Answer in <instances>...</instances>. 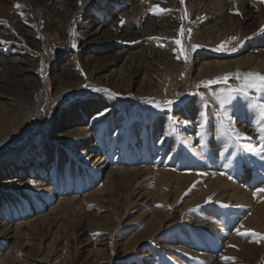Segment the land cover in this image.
Wrapping results in <instances>:
<instances>
[{
  "label": "rangeland",
  "instance_id": "obj_1",
  "mask_svg": "<svg viewBox=\"0 0 264 264\" xmlns=\"http://www.w3.org/2000/svg\"><path fill=\"white\" fill-rule=\"evenodd\" d=\"M262 28L261 0H0V264H264V120L214 99L264 75Z\"/></svg>",
  "mask_w": 264,
  "mask_h": 264
},
{
  "label": "snow or ice",
  "instance_id": "obj_2",
  "mask_svg": "<svg viewBox=\"0 0 264 264\" xmlns=\"http://www.w3.org/2000/svg\"><path fill=\"white\" fill-rule=\"evenodd\" d=\"M261 2H264V0H261ZM181 3H183V0H181ZM16 7H19L17 5ZM152 11L158 12V11H164L162 9L153 8ZM238 14V13H237ZM183 31V30H181ZM261 31H264V28L261 29ZM154 39V38H150ZM175 43L177 45H180V41L176 40ZM196 46H193V49H195ZM215 51H223L224 46L221 45L218 48L214 49ZM180 53L184 55L185 61H187L188 57L186 54H184V49H180ZM179 58V57H178ZM247 80L243 87L241 88H232L228 89L226 92L216 94L214 96V99L218 103L221 110L225 108L226 105H232L234 101H236L238 98L242 99L246 102V106L250 108L256 116L259 117L260 120H264V100H261L259 97L250 96L249 91L252 92H258L261 88H264V75L259 73H248L247 74ZM227 76L223 77V79L226 81ZM219 82V80L209 81V83H216ZM93 91L97 92H107V89H92ZM115 95V94H113ZM145 103H150L153 105V107L159 108L160 105L154 101L148 100L145 101ZM173 103V101H166L165 105L170 106ZM222 127H224L223 122H221ZM201 129L204 128V124L201 123L200 125ZM227 131L232 136L233 139L236 141H240L241 139H246L247 137L243 136L240 132H238L235 128H228ZM262 132H264V128L261 129ZM261 140L264 141V136L261 137ZM231 179V177H229ZM257 192H264V189L258 188ZM159 206V205H158ZM222 207H227V205H221ZM242 227V226H241ZM236 234L238 236H245V235H251L253 237L258 236L259 234L255 232H247V231H241L239 228L236 230ZM259 239L264 240V236H259ZM259 242V241H257ZM222 260H228L232 258L228 257H221Z\"/></svg>",
  "mask_w": 264,
  "mask_h": 264
},
{
  "label": "bare ground",
  "instance_id": "obj_3",
  "mask_svg": "<svg viewBox=\"0 0 264 264\" xmlns=\"http://www.w3.org/2000/svg\"><path fill=\"white\" fill-rule=\"evenodd\" d=\"M244 63H245V62H243V63H241V64H244ZM204 74L206 75L207 73L204 72ZM204 74H203V72H202V73L200 72L199 76H200V75H204ZM28 182H29V181H28ZM38 183H39V182H38ZM27 184H28V183H27ZM36 184H37V183H36ZM42 184H43V183H42ZM219 186H220V185H219ZM221 186H222V185H221ZM10 235H11V234H10Z\"/></svg>",
  "mask_w": 264,
  "mask_h": 264
}]
</instances>
